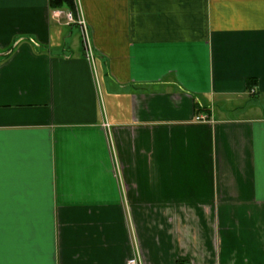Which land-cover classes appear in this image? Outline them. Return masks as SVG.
I'll use <instances>...</instances> for the list:
<instances>
[{
	"label": "crops",
	"instance_id": "1",
	"mask_svg": "<svg viewBox=\"0 0 264 264\" xmlns=\"http://www.w3.org/2000/svg\"><path fill=\"white\" fill-rule=\"evenodd\" d=\"M74 2L0 0V264H264V0Z\"/></svg>",
	"mask_w": 264,
	"mask_h": 264
},
{
	"label": "built area",
	"instance_id": "2",
	"mask_svg": "<svg viewBox=\"0 0 264 264\" xmlns=\"http://www.w3.org/2000/svg\"><path fill=\"white\" fill-rule=\"evenodd\" d=\"M54 13L57 16H61V15L65 16V18H67L68 23H76L80 26L85 56L89 59V61L92 63L93 67L95 68L96 59H97L96 58V52H95V49L92 45L89 27L87 25L86 19L84 18L82 10H80V8L77 7V14H75L72 10H69V9L63 10L60 8H56L54 10ZM127 264H141V260L139 257H134V258L130 259Z\"/></svg>",
	"mask_w": 264,
	"mask_h": 264
},
{
	"label": "trees",
	"instance_id": "3",
	"mask_svg": "<svg viewBox=\"0 0 264 264\" xmlns=\"http://www.w3.org/2000/svg\"><path fill=\"white\" fill-rule=\"evenodd\" d=\"M55 6H58V5H61L62 3H67V5L70 7V8H73L75 9V2L74 0H53Z\"/></svg>",
	"mask_w": 264,
	"mask_h": 264
}]
</instances>
